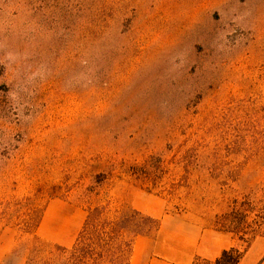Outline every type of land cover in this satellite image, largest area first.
Here are the masks:
<instances>
[{
  "label": "rangeland",
  "instance_id": "obj_1",
  "mask_svg": "<svg viewBox=\"0 0 264 264\" xmlns=\"http://www.w3.org/2000/svg\"><path fill=\"white\" fill-rule=\"evenodd\" d=\"M94 208L103 256L77 260ZM120 217L144 232L108 238ZM0 235L5 264H106L137 235L148 259L260 264L264 0H0Z\"/></svg>",
  "mask_w": 264,
  "mask_h": 264
},
{
  "label": "trees",
  "instance_id": "obj_2",
  "mask_svg": "<svg viewBox=\"0 0 264 264\" xmlns=\"http://www.w3.org/2000/svg\"><path fill=\"white\" fill-rule=\"evenodd\" d=\"M100 209L99 208H94V209H90L88 211L87 217H86V221L84 223V226L82 228V230L80 231L78 237L76 238V241L72 247V255H74L77 260H81L83 259V255L84 254H88L90 257L94 256L96 258H101L103 256L102 253V249H95V248H90V247H85L83 245V240H82V236H83V232L85 230V228H87L88 225H91L92 227H94V235L92 237L93 240L96 241V243L100 244V246H102L101 241H102V234L99 233V231H95V226H96V221L99 218V214H100ZM128 216L135 218V217H140L142 219H147L150 220L152 222L156 221L150 217L147 216H143L142 214H140V212H138L137 210H130ZM95 224V225H94ZM103 224H108L110 225L107 233L108 238H112L115 234H117L119 232L120 229H128L131 230V232L133 233H141L144 232L143 228L141 227V224L139 223H130V225H127L128 223L126 222V217H120L114 221L108 222V221H103ZM131 226V227H130ZM258 227H254L253 225V220H248L247 219V215L245 213V211L240 210V233L245 234L248 231L254 232L255 230H257ZM106 239L105 242L109 241V239ZM129 241H127L125 243L126 248L129 247ZM122 248V247H119ZM122 250V249H121ZM242 252L234 247H230V248H225L222 249L219 253L218 256H216L213 259H201L199 264H239L241 258H242ZM197 260V258H196ZM128 262V254L126 253V256L123 259L118 258L117 260L114 261H107L106 264H127ZM199 262V261H198ZM83 264L84 262L81 261L80 264ZM77 264V263H76ZM79 264V263H78Z\"/></svg>",
  "mask_w": 264,
  "mask_h": 264
},
{
  "label": "crops",
  "instance_id": "obj_3",
  "mask_svg": "<svg viewBox=\"0 0 264 264\" xmlns=\"http://www.w3.org/2000/svg\"><path fill=\"white\" fill-rule=\"evenodd\" d=\"M216 234H221L223 237L225 232L222 231H214ZM225 236V235H224ZM149 244V240L147 237L143 235H137L132 240L131 250L128 257L127 264H174L171 261H166L163 258L153 257V259L146 258V247ZM221 249H218V254ZM11 251V239H4V236L0 235V264H5L4 259ZM217 255V254H216ZM260 264H264V260L260 262Z\"/></svg>",
  "mask_w": 264,
  "mask_h": 264
}]
</instances>
